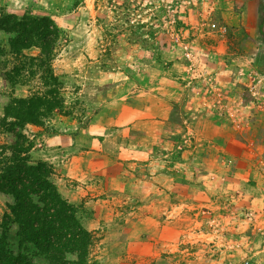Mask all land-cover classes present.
<instances>
[{"label":"rangeland","instance_id":"rangeland-1","mask_svg":"<svg viewBox=\"0 0 264 264\" xmlns=\"http://www.w3.org/2000/svg\"><path fill=\"white\" fill-rule=\"evenodd\" d=\"M7 14L58 28L50 66L0 29V115L14 98L59 104L23 132L92 234L88 264H264V0H0ZM137 88L177 96L145 153L76 140Z\"/></svg>","mask_w":264,"mask_h":264},{"label":"trees","instance_id":"trees-1","mask_svg":"<svg viewBox=\"0 0 264 264\" xmlns=\"http://www.w3.org/2000/svg\"><path fill=\"white\" fill-rule=\"evenodd\" d=\"M0 29L10 35L12 52L37 47L39 54L31 58L50 66L58 28L48 16L7 14ZM48 78L56 83L52 72ZM13 103L0 115V132L9 135L0 142V193L12 197L0 221V264H88L92 234L51 180L52 167L31 159L33 141L23 132L25 124H39L59 104L52 94Z\"/></svg>","mask_w":264,"mask_h":264},{"label":"crops","instance_id":"crops-1","mask_svg":"<svg viewBox=\"0 0 264 264\" xmlns=\"http://www.w3.org/2000/svg\"><path fill=\"white\" fill-rule=\"evenodd\" d=\"M130 85L136 86L133 82ZM143 86L140 84L139 87L142 89ZM138 88L132 89L137 93L127 90L130 95L118 104L114 103L115 99L106 100L105 110H100L88 128L80 130L76 140L92 147L100 145L102 148L96 149L95 152L101 150L110 156L120 153L124 154L125 158L140 157V153H145V146L152 143L149 136H156L163 128V122L169 117L174 102H171V99L176 100L177 96L162 89L158 90L160 94H151ZM95 135H101V139L94 137ZM85 152L90 153L92 150Z\"/></svg>","mask_w":264,"mask_h":264},{"label":"built area","instance_id":"built-area-1","mask_svg":"<svg viewBox=\"0 0 264 264\" xmlns=\"http://www.w3.org/2000/svg\"><path fill=\"white\" fill-rule=\"evenodd\" d=\"M241 264H255L252 259L250 258H244L242 261H241Z\"/></svg>","mask_w":264,"mask_h":264}]
</instances>
